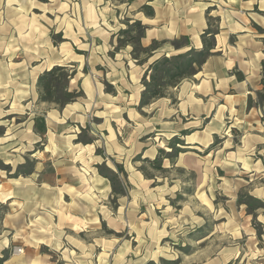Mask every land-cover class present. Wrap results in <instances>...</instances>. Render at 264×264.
Wrapping results in <instances>:
<instances>
[{
    "label": "rangeland",
    "instance_id": "obj_1",
    "mask_svg": "<svg viewBox=\"0 0 264 264\" xmlns=\"http://www.w3.org/2000/svg\"><path fill=\"white\" fill-rule=\"evenodd\" d=\"M183 1L0 0L2 264H264V73L247 83L204 64L165 77L176 56L206 46L205 32L216 50L224 16L240 18L236 8L207 9L193 45L180 30L199 28L203 13L187 16ZM256 41L263 54L264 37ZM43 59L90 75L96 100L74 81L77 101L41 102ZM244 81L249 93L238 95ZM72 105L78 123L74 112L72 123L47 118ZM46 121L59 131L51 142Z\"/></svg>",
    "mask_w": 264,
    "mask_h": 264
},
{
    "label": "crops",
    "instance_id": "obj_2",
    "mask_svg": "<svg viewBox=\"0 0 264 264\" xmlns=\"http://www.w3.org/2000/svg\"><path fill=\"white\" fill-rule=\"evenodd\" d=\"M184 2L186 3V6L190 8L187 11V16H194L199 13H203V15H200V16L198 15V18L200 19L202 18V23L200 24L199 28L195 27L194 24L192 25L189 24L187 27L185 25L180 30V33L182 36H188L194 40L192 43L193 45H195V42H197L198 40L200 41V36L203 34L205 30L208 29V24L205 19L206 17L204 15V12L207 9L220 8L221 6L223 7L225 6L229 8H236L235 12L236 14L240 15L239 16L240 18L236 20V18L233 16H228V15L224 16V24H225L224 27L225 28L222 27L223 30L216 37V50H213L214 51L212 52L213 55L205 63L204 69L205 67L207 68L209 66H215L214 68H216L217 70H219L218 68H220V70L222 69L226 73H232V70H237L238 72H243L244 75H247L246 76L247 83H249V80H248L249 77L258 79L260 75L262 74V71H261L262 63L261 62L262 60H264V53L262 54V49H261L262 46L260 48L259 42L256 41V39H263L264 37V33H263L264 32V0H184L183 3ZM228 11L233 12V9H225L224 12H228ZM252 23L258 26L259 29H262V33L258 34L257 36L254 35L255 32H257L258 30L254 27L255 25L248 26L249 24H252ZM112 24H114V21H112ZM111 26H112V31H113L112 35H114L115 25H111ZM103 30H105V33L107 35H109L106 29H103ZM236 35H239V37H244V38L240 39L237 36V41H235L234 43H231L229 41L230 37L236 36ZM249 41L251 42V44L247 46V42ZM102 43L104 44L106 42L102 41ZM46 44L48 45V43ZM250 46H253L254 48L251 49ZM100 47L101 45L99 44L98 48ZM260 50H261V53H260ZM216 53H218L219 55H215ZM37 61L39 62L42 61L41 67L44 68V71L42 74H44L47 71H50L52 68L57 66L56 63H49L45 65L46 62H44V59L37 60ZM145 65L146 63L144 65H140L139 67L143 68L145 67ZM64 67L66 66L64 65ZM79 74H80V71L79 72L75 71L70 84H73V82L75 81L74 83H76L78 87L82 90L84 97L86 98L85 101L92 103V101L96 100V98L98 97L97 96L98 88L95 89L94 87L95 82H93L90 75L87 76L85 74L86 76L82 78L81 76H79ZM81 75L83 74L81 73ZM130 83L132 87L136 85L135 81L131 79H130ZM243 83H245V81L240 84L244 86L243 88L244 90H242L241 92H237L238 95L249 93V90L245 88V84L247 85V83L245 84ZM212 85L214 86L215 83L212 82ZM78 92H79V89H78ZM113 98H115V96ZM73 107L76 109L75 111L72 110ZM76 107L77 106L72 105V106L65 108L64 111L62 110L63 114H47V118L51 120V122H53L54 124H57L58 121H61V120L65 121L66 123H69V122L72 123L73 122L72 119L73 117H75L73 114L74 112V113H77L75 114L77 116L74 119L78 120V121H75V123H78L81 120L82 114H80V109ZM53 111L59 112L58 110H55V109ZM65 122H62V123H65ZM46 125H47L46 131L43 136L46 137L51 142L52 138L54 140L55 136H57L59 131H57V128L50 127L47 121H46ZM28 135H30L31 138L41 139L40 135L35 133L34 130L32 131V128L28 130ZM26 142H28V140H26ZM38 142L39 140L38 141L36 140L34 144L37 145ZM50 142L48 145L44 146L45 147L44 152L46 153H49L48 149H49ZM51 148H52V145H51Z\"/></svg>",
    "mask_w": 264,
    "mask_h": 264
},
{
    "label": "trees",
    "instance_id": "obj_3",
    "mask_svg": "<svg viewBox=\"0 0 264 264\" xmlns=\"http://www.w3.org/2000/svg\"><path fill=\"white\" fill-rule=\"evenodd\" d=\"M149 7V6H148ZM152 14V13H151ZM136 30L140 33L144 30L143 26L140 23L135 24ZM130 30H122V34H129L131 33ZM210 32H205L203 35L204 42L203 44L206 45L201 51L190 50L185 54L178 55L174 58L173 63L175 64L172 69H169L165 72V77H169L172 79H183L184 77L188 76H195L199 73L200 68L206 63V61L213 55L212 51L214 50L215 41L213 44H209L205 39H207ZM214 40V38H213ZM138 45L141 51L148 53L151 51L150 48H143L141 46V41H138ZM148 57L141 63L144 65L148 63ZM166 63H171L172 60L170 58H166L164 60ZM157 62H154L150 67L149 71H152V67H154ZM262 70L264 73V62L262 63ZM173 72V73H172ZM171 73V76H169ZM74 76V72L71 71L64 66H56L52 68L50 71L45 72L41 77L38 79V88L40 91V101L44 103H52L56 104L58 107L63 108L68 104H71L77 101L78 97H81L82 92L77 93H70L68 90V85L70 80ZM155 77L151 76V82L155 81ZM262 89L257 93V102L256 105L262 109L264 113V75L261 81ZM149 97L155 98L160 95V92L157 90L147 91ZM160 97V96H159ZM254 100L250 96L248 101V108H253ZM3 261V260H2ZM0 261V264H2ZM4 260L3 262H5Z\"/></svg>",
    "mask_w": 264,
    "mask_h": 264
}]
</instances>
